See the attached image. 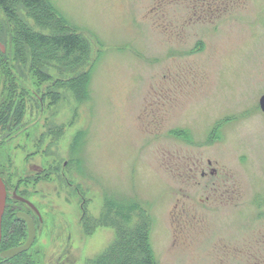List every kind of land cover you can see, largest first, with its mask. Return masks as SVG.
Wrapping results in <instances>:
<instances>
[{
    "label": "rangeland",
    "instance_id": "obj_1",
    "mask_svg": "<svg viewBox=\"0 0 264 264\" xmlns=\"http://www.w3.org/2000/svg\"><path fill=\"white\" fill-rule=\"evenodd\" d=\"M45 1L0 8L23 59L0 171L42 210L32 263L71 233L73 264H133L144 235L153 264H264V0ZM15 21L86 50L31 47Z\"/></svg>",
    "mask_w": 264,
    "mask_h": 264
},
{
    "label": "trees",
    "instance_id": "obj_2",
    "mask_svg": "<svg viewBox=\"0 0 264 264\" xmlns=\"http://www.w3.org/2000/svg\"><path fill=\"white\" fill-rule=\"evenodd\" d=\"M15 0H0V8L9 16L12 17L14 20H17V15L15 14L14 10L12 9L11 3ZM24 3L27 9L34 11L36 9L42 10L45 14L46 11V1L45 0H19ZM38 11V10H37ZM17 31H19V34L22 36L25 43H28L32 45L31 47H35L38 49L39 47L44 48L45 46H54L56 49H61L65 52L67 56L72 55L76 52H80L83 50H86L85 42L84 40L75 33H63L58 35H46L39 32H33L32 29L27 27L22 21H15ZM2 28V25H0V29ZM30 48V47H29ZM17 54V57L20 58V53ZM17 57H14L15 60H17ZM42 57H38L37 59L41 60ZM14 59L11 60V63H8L10 61L9 57L7 56V52L3 53L0 50V82L2 81L1 78L6 77L7 74L13 73L12 64L15 61ZM19 62H16V66L18 63L22 62L23 59H18ZM15 67V66H13ZM18 68V67H15ZM12 69V70H10ZM39 75H41L44 80H49L50 77L48 74L44 73L41 69H38ZM9 81L4 82L6 83V87L4 88L3 99L0 100V125L10 126L11 122L17 124L22 118L23 114L16 118V112L18 110V103L20 102V97L22 95V90L20 88V85L14 76L9 75ZM6 81V80H5ZM129 236V235H128ZM144 242L136 244L133 243H127L126 249L123 250V253L126 252V255H128V252L132 251L133 255V261H131L133 264H153L154 263V254L152 246L148 244V235L145 237L144 235ZM137 240V239H136ZM139 240H141L139 238ZM138 240V241H139ZM146 241V243H145ZM128 244L131 246L129 249H127ZM139 252V255L137 257V254ZM143 252V253H142ZM141 253V254H140ZM22 259L19 261H10L7 263H3L0 261V264H28L29 258L33 260L32 255H29L28 253L23 254ZM137 257V258H136ZM34 264V263H32ZM36 264V263H35Z\"/></svg>",
    "mask_w": 264,
    "mask_h": 264
},
{
    "label": "flooded vegetation",
    "instance_id": "obj_3",
    "mask_svg": "<svg viewBox=\"0 0 264 264\" xmlns=\"http://www.w3.org/2000/svg\"><path fill=\"white\" fill-rule=\"evenodd\" d=\"M7 129L11 128L6 126ZM34 167V166H32ZM40 172V170H38ZM2 172L0 171V176L3 179ZM6 186V204L4 209V214L2 217V239L0 243V261L7 263L10 261H19L22 259V255L31 251L34 245L37 242L38 236L41 234L44 217L42 210L35 203V201L30 198L29 193H25L23 190H19L17 185L12 188L8 186L6 180H4ZM35 227V237L32 245L26 250L14 257H4L1 255L2 252L10 250L15 247L24 245L30 235L29 221ZM72 234L69 233L66 237V242L64 247L59 251L57 256V263L59 264H73L76 261V258L73 257L72 246ZM73 247V246H72ZM57 252V251H56ZM29 254V253H28ZM31 255V254H30ZM34 260V259H33ZM28 264H31L32 261L29 259Z\"/></svg>",
    "mask_w": 264,
    "mask_h": 264
},
{
    "label": "water",
    "instance_id": "obj_4",
    "mask_svg": "<svg viewBox=\"0 0 264 264\" xmlns=\"http://www.w3.org/2000/svg\"><path fill=\"white\" fill-rule=\"evenodd\" d=\"M0 46H1L2 50L4 51V46H2L1 44H0ZM260 105H261L262 111L264 112V95H262V97L260 99ZM5 204H6V186L4 184L2 177L0 176V243H1V239H2V217L4 214ZM25 218H27L29 221V229H30V235H29L27 242L22 246L15 247V248H12L10 250L2 252L1 253L2 256L14 257L17 254H19L23 251H26L32 245V243L34 241V237H35V227L31 223V221L29 220L28 217L25 216Z\"/></svg>",
    "mask_w": 264,
    "mask_h": 264
}]
</instances>
